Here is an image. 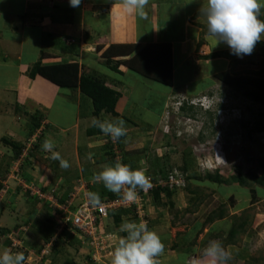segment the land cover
Segmentation results:
<instances>
[{
	"label": "rangeland",
	"instance_id": "obj_1",
	"mask_svg": "<svg viewBox=\"0 0 264 264\" xmlns=\"http://www.w3.org/2000/svg\"><path fill=\"white\" fill-rule=\"evenodd\" d=\"M260 2L264 4V0ZM180 26L181 24L178 23L176 28L178 33ZM261 40L264 41V36ZM34 50L36 49H27L29 59L32 58ZM261 53L262 48L258 46L250 55H246V58L252 59L255 65L262 67L264 54ZM226 63L214 62L207 64L206 67L224 70ZM111 72L112 75L121 78L127 86L124 101L130 98L133 109L131 113L127 112L121 104L119 107L121 114L118 116L101 113L96 118L100 121L122 119L125 122L127 135L118 146V149L125 154V159L127 156V160L132 161L135 170L139 169L146 175H152L161 167H182L183 159L189 157L187 153L190 152L194 159L187 171L190 178L187 180V186L176 190L172 198L164 196L160 201H155L150 192L146 193L145 189H142L145 203L141 213L144 218L139 215V220H134L135 213L129 208L126 209L128 212L124 214V219L119 224L112 214L103 217L100 223L103 222L104 229L101 225V230L105 231L104 233H112L115 237L111 241L106 240L103 244L98 240L101 245H105V249H99L101 251L99 260L91 256L95 249V246L90 244L94 240L93 236L74 233L79 242L75 241L71 244L67 239H63L57 248L50 246V253L48 258L45 257L44 264L51 263L53 259L56 260L55 264L71 262L72 264H103L104 262L110 264L115 247L118 246L119 240L126 236L121 231V225L125 222L137 223L140 220L145 223L147 217L151 219L150 230L159 235L165 246L163 253L157 257L159 264H193L194 261H202L203 250L211 240L221 241L230 251L232 259L228 264H264V186L251 182L245 186L238 183L219 185L202 178L205 172L216 170L223 176L229 177L236 173V167H242L244 172L253 170L261 173L260 164L264 160V104L236 93L219 79H211L208 74L202 72L199 73L198 79L187 86L184 85L187 79L185 78L184 82L178 75V87L175 89L136 73L134 76L131 74L128 77H121ZM190 74L194 75L195 72ZM214 82L217 84L206 89ZM198 98L202 100L198 102ZM87 102L93 106L91 99ZM197 103L203 106H198ZM183 105L194 107L195 116H192L190 111H182ZM68 106L71 111L75 110L74 102H69ZM129 108L131 109L130 105ZM54 115L55 112L51 113L50 117L53 118ZM22 118L23 127L27 125V129L30 130L29 125L32 124L30 117ZM5 129L6 127L2 129L3 133L8 132L6 131L8 128ZM82 131L83 128L79 136L68 138H65V134L47 136V139L54 142L52 151L58 152L70 165L74 161L79 163L74 152L76 146L85 143L81 139V137L85 138V131ZM104 137L110 136L101 133L92 137V140L97 145H103L101 140ZM0 147L2 148V145ZM43 152L51 156H47L48 159L53 160L52 152L44 150ZM102 152L104 153V151L97 153ZM123 153L121 152L122 155ZM2 154L1 152L0 155ZM10 160L11 157L6 163L8 164ZM112 160L116 163L122 162V159L118 161L112 158ZM104 162L97 165L100 171L103 165H115L112 161H106L105 164ZM52 165L54 166V163ZM37 167L44 166L26 167L23 171L28 176L27 180L32 182L27 181L26 184L32 185L33 189L42 186L53 187L59 182L56 174L45 176L46 181L36 180L41 175V169ZM94 167L93 165L92 171ZM18 168L17 165H13L11 169L14 173L10 172V169L6 175L7 179L3 182L7 183L9 191L6 188V191L0 194V226H8L13 230L20 224L23 228L14 231L15 234L19 232L22 235L24 241L21 244L32 253L28 260L31 264H41L34 253L41 246L43 233L46 232L47 218L55 222L56 213L53 212V207L51 209L43 201H36L30 189L25 190V187L20 185L21 176L15 175ZM3 172L0 171L2 177L5 175ZM104 197H107V194ZM169 201L174 202V207L169 205ZM78 203L76 198L73 208ZM222 207L227 209L226 217L208 223V217ZM55 208L57 210L58 207ZM72 212L73 209L68 216ZM242 215L248 219L247 230L238 234L235 244L226 245L228 231ZM10 236L13 237V233ZM95 236L97 237L98 233ZM5 237L0 240V251L5 249ZM174 243H178L180 247L174 249ZM11 251L16 253L14 249Z\"/></svg>",
	"mask_w": 264,
	"mask_h": 264
},
{
	"label": "crops",
	"instance_id": "obj_2",
	"mask_svg": "<svg viewBox=\"0 0 264 264\" xmlns=\"http://www.w3.org/2000/svg\"><path fill=\"white\" fill-rule=\"evenodd\" d=\"M206 3L207 0H149L146 15L140 17L129 13L122 0H80L76 7L70 6L69 0H0V153L8 154V157L12 154V150L2 143V137L17 142L35 139L38 133L29 135L32 124L29 125L30 130L27 125L23 127L22 117L29 118L40 112L44 116L40 130L46 137L56 134H65V138L79 136L83 128L85 138L81 139L85 143L75 147L79 163L74 161L70 169L55 170L52 167H60V164L53 160L51 167H37L41 169V175L36 180L46 181L45 176L56 174V179H59L56 185L66 196L80 178L93 183V173L100 172L97 165L111 160L107 154V138H102L103 145H97L92 137L100 134H88V130L94 127L92 120L96 118L92 114L93 106L87 102L90 98L84 96L79 88L61 87L40 74L36 78L29 77L27 72L40 60L43 64L78 62L88 74L97 75L117 87L122 93L116 107L119 114L121 104L130 113L133 104L130 98L124 101L127 86L111 71L121 77L134 76L135 73L124 65L114 70L106 64L102 52L111 44L171 43L174 82L169 87L173 89L178 87V75L184 82L187 79L184 84L187 86L198 79L200 72L217 79L215 75L223 71L240 72L253 68L255 64H251L246 55L240 58L234 57L235 54L232 58H202L213 52L231 50L224 42L216 44L215 37L208 33L206 19L200 12ZM178 23L181 24L179 33L176 29ZM99 46L103 49L99 50ZM28 48L36 49L30 59L27 57ZM238 58L245 62L239 63ZM220 61L227 62L224 70L206 67ZM193 71L195 74H190ZM69 102L75 103V110L69 109ZM54 112L53 118L50 117ZM5 127L8 132L3 133ZM47 156L51 157L45 153ZM93 165L94 171L91 169ZM100 254L94 250V259L99 260Z\"/></svg>",
	"mask_w": 264,
	"mask_h": 264
},
{
	"label": "trees",
	"instance_id": "obj_3",
	"mask_svg": "<svg viewBox=\"0 0 264 264\" xmlns=\"http://www.w3.org/2000/svg\"><path fill=\"white\" fill-rule=\"evenodd\" d=\"M261 20H264V7L261 8L260 17ZM261 46L262 53L264 54V41H259L255 45V48ZM254 48V49H255ZM99 50H102L103 47L99 46ZM254 51V50H253ZM102 56L105 58V62L108 66H110L114 70H119V67L121 65L126 66L129 70L133 71L134 73L151 80H155L157 82H160L162 84L172 86L174 82V73H173V52H172V45L169 42H158V43H149L146 45H140L138 43H129V44H111L106 49L103 50ZM233 53L231 50H223V51H217L210 53L208 55H204L202 58L204 59H210V58H216V57H226V58H232ZM236 55H234L235 57ZM245 56V55H243ZM118 58L116 60H113V58ZM239 58L241 56H238ZM239 63H244V59H239ZM240 60V61H239ZM244 60V61H243ZM236 61V62H237ZM251 64H254V61L250 59L249 61ZM248 63V62H247ZM256 66L257 68H255ZM253 68L249 67L247 69H244L240 72H231V71H223L220 73H217L215 76L217 79L222 81L224 84L232 88L236 93H239L247 98L252 99L255 102H259L261 104H264V65L262 67L258 65H254ZM82 69V71H81ZM40 74L47 79L53 81L54 83L58 84L61 87H71V88H79L81 93L90 98L93 104V112L92 114L94 116H99L101 113L106 112L109 114H112L114 116H118L119 113L116 110L118 101L122 97L121 91L115 87L109 85L104 79L97 75L88 74L86 70L83 68L82 65H80L78 62H59V63H53V64H43L40 61L35 63V65L31 68V70L28 72V75L30 78H36V76ZM198 106H201L199 103H197ZM181 110L184 112L190 111L192 116H195L193 114L195 108L191 106L183 105L181 107ZM44 119V116L41 115L40 112H35L34 114L30 115V121L32 122L31 130L29 135L35 134L38 130L41 128V122ZM261 129V128H258ZM102 132L97 127H93L90 130H88V134L97 135L101 134ZM125 136H122L118 141V143H122ZM47 139L45 132L43 130H40V135L31 143V145H28L29 140L25 142H17L12 141L11 139L2 137V143L9 147L12 150V154L10 155L11 160L6 163V167L4 166V161H8L10 157L8 158L7 154L0 155V171H4L5 175L0 177V191L4 188L3 181L7 179L6 175L11 169L13 165H17L18 162H21L18 170L15 172L17 176H23L25 180H27L28 176L25 175L23 172L26 167H36L37 165L45 166V167H51L50 163L53 162V160L48 159V157H45V153L42 149L43 142ZM119 146V145H118ZM107 154L109 155V158H111L112 163H116V161H113L112 158L115 157L114 152V144L107 143ZM123 153V152H122ZM187 156L183 159V165L182 167H161L156 173H152V178L154 182L156 183V186H154L153 189H151L149 192L151 195H153V199L155 201H160L164 196L168 198H172L173 194L176 190H180V188L171 189L169 185H162L157 184L160 180V178H166L168 177V173L170 171H173L175 168L179 171L183 172L184 179L186 185L183 187L185 188L187 186V180L190 178V176L187 174L188 170L190 169V166L194 162L193 157L190 152L187 153ZM4 160V161H3ZM122 162L126 165H129L133 170H135L134 166L132 165V161L127 160V156L125 159V154L122 155ZM12 163V164H11ZM261 173H258L253 170H249L247 172H244L242 167H236V173L234 175H231L229 177L223 176L220 171L216 170L215 172H205L204 176L202 178L209 180L211 182H215L219 185L224 183H238L240 185H247L250 182L254 184H258L261 186H264V160L261 161ZM32 168V169H33ZM11 172V170H10ZM95 174L93 173L92 177H94ZM195 176V174L193 175ZM27 177V178H26ZM87 177V176H86ZM30 181V180H27ZM98 183L94 184L92 187H90V193L95 192L98 193L100 196V200L104 198V196L107 194L109 198H114L116 196L115 193H112L108 191L103 183L100 184V186L97 185ZM20 188V187H19ZM141 195L144 198L145 203V195L142 193V189H137ZM9 191V188L7 189ZM35 198V200L40 201L37 197V195L32 196ZM103 197V198H102ZM169 205L171 207H174V202L169 201ZM136 208L135 206H133ZM132 209L135 213L133 215L134 220H139V214L136 212V209ZM120 212H117L119 211ZM128 210V208H127ZM125 208H119L117 210L110 211L109 214L114 215V219L117 224L121 223L124 219V214L127 213ZM227 215V209L221 208L218 211H214L212 215H210L207 219L208 223L215 222L216 220H220L225 218ZM1 216V213H0ZM149 220V223L147 225L148 229L150 230V224L151 219L150 217H147ZM241 219V220H240ZM240 220V221H239ZM140 221L137 222L139 224ZM249 223L247 217L240 216L238 220H236L230 230L228 231V235L226 236L225 243L227 244H235L236 239L239 233L245 232L247 230ZM15 229H19L22 227L20 224L16 225ZM19 226V227H18ZM70 227V229L68 228ZM68 227L64 229L62 232L60 238L53 242V247L57 248L59 246V243L63 239H67L69 243L79 242V239L77 236L73 235V232L71 229L73 226L69 223ZM55 228L56 223L51 220V218H47V223L45 225L46 232L44 231V236L42 237V241L40 243L39 249L36 250L38 253L42 250L45 244H47L54 236L55 234ZM11 230L8 226H0V240L3 236H6L4 239V245L5 248L10 250H17L13 247V240L10 236V234L15 230ZM123 234L127 235L126 232H123ZM19 239H23L21 234H18ZM180 245L178 243H174L173 248L178 249ZM20 251V250H19ZM24 255H29L27 252H23ZM48 258V257H46ZM44 259L41 260V264H44ZM55 259L52 260L51 263L48 264H55ZM26 264H31L30 262L26 261ZM247 264V263H245Z\"/></svg>",
	"mask_w": 264,
	"mask_h": 264
},
{
	"label": "clouds",
	"instance_id": "obj_4",
	"mask_svg": "<svg viewBox=\"0 0 264 264\" xmlns=\"http://www.w3.org/2000/svg\"><path fill=\"white\" fill-rule=\"evenodd\" d=\"M69 3L70 6L76 7L80 4V0H69ZM122 4L129 13H135L140 17H144L146 15L145 8L149 4V0H122ZM262 7H264V4H261L260 0H207L206 5L201 7L200 12L205 17L207 31L211 36L215 37L216 44L224 42L228 45L233 54L242 57L243 55H250L257 42L261 41L262 36H264V20L259 18ZM200 100H202V98H198L197 101L200 102ZM92 126L99 128L104 135L110 136L114 140H119L122 136L127 135L125 122L122 119L115 121H100L93 118ZM37 133L38 135H36V137L40 135V130H38ZM110 137H107L108 143H112ZM35 139L31 138L28 145H31ZM53 148L54 142L50 139H46L42 144V149L44 151L52 152V159L58 160L61 168H69V162L63 159L58 152L52 151ZM20 164L21 162H18L17 166L19 167ZM11 172L14 173L12 169ZM149 177H151L152 180H150ZM87 180L88 179L84 180L80 178L77 185L68 191L66 196H63V192L61 191L63 189L58 185L50 187L47 184L50 188L42 186L39 189H33L32 185L26 184L27 180L23 178L20 185L23 188L25 187V190L30 189L33 196L37 195L40 202L43 201L45 205H48L51 209L53 207V212L56 213L54 216L56 223L55 234L53 238L44 245L42 250L49 247L50 253V246L53 247V242L57 238H60L64 229L68 227L69 223L71 224V222L63 224V210L58 206H55L51 202L50 198L57 197L60 204H64L67 200L72 198V194L76 192L80 185H86L89 190L87 195L91 203L93 205H98L101 200L107 199L109 196L100 200L98 193H90V187L96 183L102 182L108 191L116 194L115 197L119 196L123 192L124 199L134 201L137 195L136 190L138 188L144 190L151 187L152 183H155L151 175H146L139 169L133 170L129 165H126L123 162H117L114 166L107 164L103 165L102 170L93 177V183ZM24 184H26V186H24ZM153 188L154 186L152 189ZM150 190L151 189H149L146 193H149ZM37 191L45 196L40 197V193ZM78 201L79 200L77 198V202ZM54 206L58 207L57 210ZM133 206L136 207L135 209L137 212V206L135 204ZM132 207L121 206L119 208L130 209ZM74 208L72 205L71 209L74 210ZM119 208L113 210H117ZM102 223L103 222L100 223V226ZM21 228L23 227H20L19 229ZM68 228L70 229V227ZM102 229H104L103 225ZM71 231L73 234H81L74 228V226ZM121 231L126 232L127 235L121 238L118 242V246L115 247L112 253L111 264H159L157 257L163 253L165 246L159 235L155 231L149 230L146 223L142 222L137 224L135 222H125L121 225ZM104 232L105 231L102 230L100 232L104 238V242L106 240L111 241L114 237L113 234ZM110 237L112 238L109 239ZM21 240L24 241L23 239ZM50 243L51 245H49ZM26 249L27 250L25 252L29 254L27 256L28 260L31 253H29L30 251L28 248ZM94 250L96 252V249ZM36 253H38V251ZM48 254H46L45 257H47ZM91 256L94 258V251ZM202 257V261H194L193 264H228V262L232 259L230 251H228L223 243L218 240L209 241L208 245L203 250ZM27 260L21 250L19 252L16 251V253H13L7 248L0 251V264H26Z\"/></svg>",
	"mask_w": 264,
	"mask_h": 264
},
{
	"label": "built area",
	"instance_id": "obj_5",
	"mask_svg": "<svg viewBox=\"0 0 264 264\" xmlns=\"http://www.w3.org/2000/svg\"><path fill=\"white\" fill-rule=\"evenodd\" d=\"M110 140L114 144V149H115L114 152H115L116 159L121 160L122 154H121V151L118 149V145H119L118 141L112 139L111 137H110ZM149 178L150 180H152L151 177ZM157 184L169 185L171 189L182 188L186 185L183 172L179 171L176 168L173 171H170L168 173V177H166L165 179L160 178ZM3 185H4V188L0 191V194L5 192L6 188H8L7 183H3ZM24 186L26 185L24 184ZM153 186H156V183H152L151 187L145 189V192H147L149 189H152ZM37 192L40 193L39 191ZM88 193H89L88 187L86 185H80L78 189L76 190V192L72 194V198L70 200H67V202L64 204H60L57 197H52V198L49 197V198L55 206H58L60 209L63 210V218H62L63 224H67L68 222H71L74 228L77 229V231L81 233L82 235L90 234L91 236H93L94 240L90 242V244L92 246H95L97 253H99L100 251L99 249H105L104 247L105 245L100 244V243L103 244L104 242L103 236L101 235V233H99L101 232V230L98 231V228H100V221L103 217L107 216L111 210L119 208L121 206L132 207L135 204L137 206L138 214L142 218H144L141 213L142 208H144L143 207L144 198L138 190H136L137 195L134 201H128L124 199L123 198L124 194L122 192L119 196L115 198H107V199L101 200L98 205H93L91 203L87 195ZM42 196H45V195L40 193V197ZM76 198H78L79 203L76 204L72 214L68 216L72 208L73 201ZM145 220L147 221V222L145 221V223L148 225L149 220L148 219H145ZM140 223H142L141 220H140ZM12 233L14 235L13 237H11L13 240V244H12L13 247L17 249L16 250L17 252H19V250H21V252L22 251L25 252L27 249L24 247V245L21 244L22 240L19 239V236H17L19 232L15 234V231H13ZM96 233H98L97 237L95 236ZM98 240H100V243L98 242ZM49 245H51V243ZM48 253H49V247L43 249L40 253H34V254L37 257V260L41 261L43 260L45 255Z\"/></svg>",
	"mask_w": 264,
	"mask_h": 264
}]
</instances>
